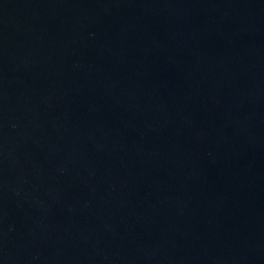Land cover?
Returning a JSON list of instances; mask_svg holds the SVG:
<instances>
[{
  "label": "water",
  "instance_id": "obj_1",
  "mask_svg": "<svg viewBox=\"0 0 264 264\" xmlns=\"http://www.w3.org/2000/svg\"><path fill=\"white\" fill-rule=\"evenodd\" d=\"M264 167V0H0V246Z\"/></svg>",
  "mask_w": 264,
  "mask_h": 264
}]
</instances>
